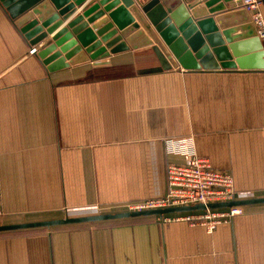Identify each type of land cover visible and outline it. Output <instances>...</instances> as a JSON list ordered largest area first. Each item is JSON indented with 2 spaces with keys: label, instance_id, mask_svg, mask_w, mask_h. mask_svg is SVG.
Instances as JSON below:
<instances>
[{
  "label": "crops",
  "instance_id": "obj_1",
  "mask_svg": "<svg viewBox=\"0 0 264 264\" xmlns=\"http://www.w3.org/2000/svg\"><path fill=\"white\" fill-rule=\"evenodd\" d=\"M209 1L219 5L127 0L140 25L129 48L55 72L40 53L65 24L33 47L0 3V225L128 212L164 196L168 164L187 161L168 138L193 137L234 176L237 199L264 197V43L247 18L231 28L233 53L202 15ZM179 36L190 53L168 46ZM217 48L245 66H221ZM242 208L212 232L162 215L0 231V264H264V203Z\"/></svg>",
  "mask_w": 264,
  "mask_h": 264
},
{
  "label": "water",
  "instance_id": "obj_2",
  "mask_svg": "<svg viewBox=\"0 0 264 264\" xmlns=\"http://www.w3.org/2000/svg\"><path fill=\"white\" fill-rule=\"evenodd\" d=\"M87 1L70 0L56 3V0H0V3L15 20L17 26L20 27L22 33L30 40V44L33 47L65 24L52 37L51 41L45 45L43 51L40 53L49 71L55 72L71 65H77L91 59L96 60L97 58L108 57L110 54L125 51L129 48L125 39L134 29L140 26L125 3L127 0H90V3L81 8ZM215 1L219 5L214 8L211 6L210 1L207 2L211 9L202 15H207L214 19L222 30V35L225 37V40L230 43L233 53L237 54L238 50L236 46L232 45L234 37L231 28L242 21H247V18H251L250 13L237 6L236 2H239V0ZM198 4V1H196V4L189 6V8L193 9ZM49 6L51 7L50 9ZM80 8L82 9L81 11H79ZM100 9L107 16L100 15L94 18L95 12H98ZM193 13L195 18L199 16L195 9ZM216 23H214V26H216ZM107 27L111 28L107 29ZM183 41L184 37L179 36L176 41L169 40V45H167L176 55H179V53L185 50L187 53H190L187 48L179 47ZM155 50L158 52L162 61H165L166 58L163 52L158 47H155ZM51 52L54 53L48 56ZM215 52L222 59L221 66L223 67L228 68L233 64L239 65L240 68L245 66L244 59H237L236 62H233L231 56L228 54L222 55L220 49L217 48ZM262 203H264V197H255L251 199H235L229 202L211 203L209 205L193 204L166 209L128 211L83 217H65L62 219L38 222L0 225V231L50 227L59 224L102 221L126 217L165 215L176 211H199Z\"/></svg>",
  "mask_w": 264,
  "mask_h": 264
},
{
  "label": "built area",
  "instance_id": "obj_3",
  "mask_svg": "<svg viewBox=\"0 0 264 264\" xmlns=\"http://www.w3.org/2000/svg\"><path fill=\"white\" fill-rule=\"evenodd\" d=\"M239 3L250 13L256 35L264 43L263 0H239ZM166 148L169 153L186 156L187 161L168 164V191L164 196L128 205V211L166 209L193 204L209 205L236 199L234 176L215 169L208 158L198 156L193 137L168 138ZM242 213V206H234L162 216L164 222L185 221L201 224L212 232L219 225L231 222Z\"/></svg>",
  "mask_w": 264,
  "mask_h": 264
},
{
  "label": "rangeland",
  "instance_id": "obj_4",
  "mask_svg": "<svg viewBox=\"0 0 264 264\" xmlns=\"http://www.w3.org/2000/svg\"><path fill=\"white\" fill-rule=\"evenodd\" d=\"M196 153H197V149H196ZM197 155L198 156H200L198 153H197ZM201 157H204V156H201ZM205 158H208V157H205ZM209 159V158H208ZM210 160V159H209ZM211 161V160H210ZM212 163V162H211ZM212 166L214 167V165L212 164ZM215 168V167H214ZM215 169H217V168H215ZM217 170H220V169H217ZM223 171V170H222ZM224 172H226V171H224ZM226 173H229V172H226ZM235 196L237 197V191H236V194H235ZM237 199V198H236ZM3 213V211H2V208H0V215ZM186 213H188V212H186ZM185 222V221H184ZM230 223V222H229Z\"/></svg>",
  "mask_w": 264,
  "mask_h": 264
}]
</instances>
